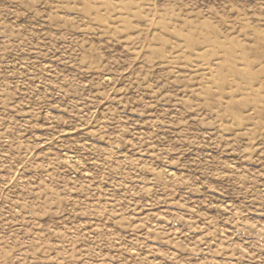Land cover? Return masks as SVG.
<instances>
[{"label": "rangeland", "instance_id": "obj_1", "mask_svg": "<svg viewBox=\"0 0 264 264\" xmlns=\"http://www.w3.org/2000/svg\"><path fill=\"white\" fill-rule=\"evenodd\" d=\"M0 264H264V0H0Z\"/></svg>", "mask_w": 264, "mask_h": 264}]
</instances>
